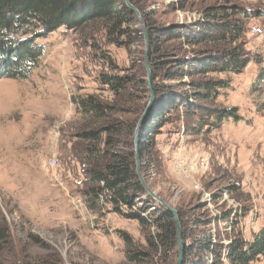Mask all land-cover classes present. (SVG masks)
<instances>
[{
	"label": "rangeland",
	"instance_id": "rangeland-1",
	"mask_svg": "<svg viewBox=\"0 0 264 264\" xmlns=\"http://www.w3.org/2000/svg\"><path fill=\"white\" fill-rule=\"evenodd\" d=\"M135 1L146 28L190 25L203 20L209 7L240 12L224 18L243 24L232 47L250 61L240 73L197 76L216 84L207 104L215 113L203 120L184 108L169 113L141 172L154 192L190 224L197 222L195 232L228 240L239 229L251 240L264 228V0ZM134 18L120 37L110 36L101 19L75 29L60 27L37 38L46 51L28 78L0 79V264H176L177 246L129 261L120 231L133 237L136 249L150 253L139 222L112 211L109 203L90 209L81 194L88 161L87 143L78 134L90 124L77 112L78 101L89 94L113 98L102 74L128 73L148 81L144 33L136 13ZM166 44L178 57L202 46L184 40ZM155 71V82L188 89L189 76L167 79L165 69ZM129 93L131 102L115 118L134 120L144 98L143 111L151 99L145 86ZM232 108L238 117L217 118L220 110ZM130 142L116 137L120 148H131ZM132 144L135 150V140ZM50 158L59 164L45 170ZM226 210L233 211L231 219H218ZM254 264H264V254Z\"/></svg>",
	"mask_w": 264,
	"mask_h": 264
},
{
	"label": "trees",
	"instance_id": "trees-1",
	"mask_svg": "<svg viewBox=\"0 0 264 264\" xmlns=\"http://www.w3.org/2000/svg\"><path fill=\"white\" fill-rule=\"evenodd\" d=\"M131 2L139 8L135 0ZM179 4L185 7L183 2ZM219 9L209 7L203 20L190 25L147 24L156 99L139 130L141 161L153 150L155 133L167 122L165 117L172 111L184 108L200 120L204 119V115L215 113L216 110L207 104L214 96L216 84L197 76L219 71L240 73L250 61L249 56H242L236 46L232 47L244 29L243 24L239 20L224 18L225 13L239 15L240 12L236 10L228 13L226 8ZM134 15L135 12L125 0H0V79L28 78L39 66L46 51L45 44L37 42V38H46L60 27L75 29L91 19H101L110 36L116 34L120 37L126 34L124 26L135 21ZM114 39L118 42V39ZM173 40L202 46L190 56L178 57L168 50L166 44ZM155 69H165L167 79L189 76L191 79L184 82L188 89L180 90L171 84L155 82L158 76ZM100 81L108 87L113 98L104 101L96 94H89L77 104V112L90 124L87 130L78 134L87 143L84 153L88 161L84 168L86 188L81 194L90 209H96L100 203H109L112 211L139 222L150 253L136 249L133 237L120 231L129 261L171 252L176 246L174 254L177 256L174 215L147 195L137 173L132 143L146 98L142 101L137 96L143 106L134 120L115 118L131 102L129 91L137 89L139 85L148 90L149 83L128 73L102 74ZM229 117H238L234 108L217 113L219 120ZM202 123H207V120ZM118 135L131 139L130 150L126 146H117ZM111 147H117L118 151H111ZM178 213L185 244L183 264H254L264 254V228L251 240H247L239 229L232 231L227 235L229 239L224 240L219 233L195 232L197 222L190 224L181 210ZM232 214V210H226L218 219L230 220Z\"/></svg>",
	"mask_w": 264,
	"mask_h": 264
},
{
	"label": "water",
	"instance_id": "water-1",
	"mask_svg": "<svg viewBox=\"0 0 264 264\" xmlns=\"http://www.w3.org/2000/svg\"><path fill=\"white\" fill-rule=\"evenodd\" d=\"M125 2L127 4V6L132 11H134L136 13V15L139 19V22L142 26V29H143L144 38H145V47H146L145 61H146V68H147L148 76H149L148 77L149 89H150V93H151V99H150L145 111L143 112L140 120L138 121L137 128H136L135 150H136L137 173L139 175V179H140L143 187L145 188V190L147 192V195L154 198L157 201V203H160L166 210H168L169 212H171L174 215V218L176 221V226H177V239H178V258H177L176 264H183L185 244H184V240H183V236H182V226L180 223L178 210L173 208L172 206H170L162 197H160L156 192H154L150 188V186L146 182L145 177L143 176V174L141 172V157H140V153H139V148H140V146H139L140 145V143H139V130H140V127H141L142 123L144 122L146 116L148 115L151 108L153 107L154 101H155V92L153 89V84H152V79H151V68H150V64H149L150 38L148 35V30L146 28L144 19L142 18V15L140 13V10L131 2V0H125Z\"/></svg>",
	"mask_w": 264,
	"mask_h": 264
},
{
	"label": "built area",
	"instance_id": "built-area-1",
	"mask_svg": "<svg viewBox=\"0 0 264 264\" xmlns=\"http://www.w3.org/2000/svg\"><path fill=\"white\" fill-rule=\"evenodd\" d=\"M44 166H45V170H48L49 167H55L59 164L58 160L57 159H54V158H50V159H46L44 161Z\"/></svg>",
	"mask_w": 264,
	"mask_h": 264
}]
</instances>
